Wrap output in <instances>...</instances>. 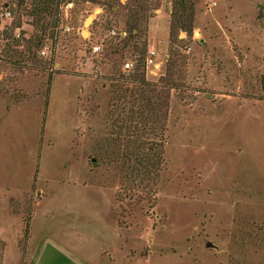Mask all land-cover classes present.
Listing matches in <instances>:
<instances>
[{
  "label": "rangeland",
  "instance_id": "1",
  "mask_svg": "<svg viewBox=\"0 0 264 264\" xmlns=\"http://www.w3.org/2000/svg\"><path fill=\"white\" fill-rule=\"evenodd\" d=\"M133 17L143 34L125 41ZM149 24L168 44L146 79L175 86L151 138L160 169L130 192L104 148L125 134L116 95L146 42L145 65ZM8 207L23 229L35 215L36 242L90 244L115 221L132 256L149 254L131 264H264V0H0V222ZM36 242L23 230L17 264Z\"/></svg>",
  "mask_w": 264,
  "mask_h": 264
},
{
  "label": "trees",
  "instance_id": "2",
  "mask_svg": "<svg viewBox=\"0 0 264 264\" xmlns=\"http://www.w3.org/2000/svg\"><path fill=\"white\" fill-rule=\"evenodd\" d=\"M40 1L45 9L49 8L54 2V0ZM130 22L129 37L125 41L134 40L138 37V33L143 34L142 31L138 30V19L136 17H133ZM43 27L45 29L46 26ZM124 44L126 45V43ZM132 48L137 52V45H134ZM145 52L146 42L140 51L142 57L136 60L137 65L130 71L128 76L121 77L131 87L120 86L119 93L116 95V102L120 106V109H117H119L120 113L128 114L127 117L123 116V123L126 124H124V127H120V129H124L125 134L118 137L116 141L108 143L107 147L104 148L105 157L112 158L114 155L112 161L115 163L122 161L127 168L125 170L129 172L128 177H126L127 186L123 185L122 190L130 192L136 188H149L160 169L163 148L161 144L155 143V140L151 138H156L158 132L164 129L161 121L163 120L162 111L167 110V104L165 103L167 95H165V92H167V89H172L175 86L174 84L168 85L164 81V84L160 86L161 90H159V85L157 86L156 83H152L146 79L144 64L140 65L144 59ZM119 115L117 112L116 117ZM115 121L118 123L116 118ZM156 130L159 131L156 132ZM122 140L123 144L119 147L118 145ZM24 226V237L26 239L30 234V220L25 221Z\"/></svg>",
  "mask_w": 264,
  "mask_h": 264
},
{
  "label": "crops",
  "instance_id": "3",
  "mask_svg": "<svg viewBox=\"0 0 264 264\" xmlns=\"http://www.w3.org/2000/svg\"><path fill=\"white\" fill-rule=\"evenodd\" d=\"M164 20V19H163ZM159 24V21L157 20ZM196 30L194 31V34ZM160 44L158 45L155 36L152 35V26L149 24L148 30V46L150 50L163 51L168 44V27L160 33ZM7 221L0 222V260L5 264L7 256V247L13 246L15 250V260L13 264H17L20 258V249L18 247L19 239L22 237L23 224L17 215H14L9 207L6 213ZM35 217V215H34ZM30 223L31 241H34L33 219ZM98 224V223H96ZM93 234V241L90 244L81 242L78 237L68 239L66 236H46L37 239L36 247L32 252L31 264H131L132 262H147L149 254L131 255V250L127 249L122 243L119 227L117 222L113 221L99 223ZM78 235V234H77ZM126 243V241H125ZM109 244H111L109 246ZM3 245V246H2ZM213 248L211 243H208ZM120 258H116V256ZM117 259L121 260L118 263Z\"/></svg>",
  "mask_w": 264,
  "mask_h": 264
},
{
  "label": "built area",
  "instance_id": "4",
  "mask_svg": "<svg viewBox=\"0 0 264 264\" xmlns=\"http://www.w3.org/2000/svg\"><path fill=\"white\" fill-rule=\"evenodd\" d=\"M123 1H121L122 3ZM65 7H68V6H71V2L67 1ZM66 30H69V28L66 27ZM108 35L112 36V37H116L118 40H122L126 37V32L125 31H117L115 29H112L110 31H108ZM100 49V45H94L92 46V52H97L98 50ZM156 52L153 51V50H149L148 53H147V56L145 58V67L149 68L151 67L152 70L149 71V73L151 75H156V70L158 69V64L156 62ZM125 68H129L130 67V64L129 63H126L125 65Z\"/></svg>",
  "mask_w": 264,
  "mask_h": 264
}]
</instances>
